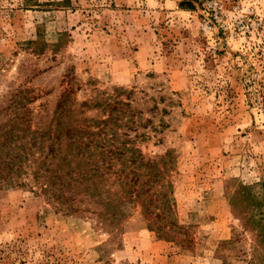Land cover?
I'll return each instance as SVG.
<instances>
[{
    "label": "rangeland",
    "instance_id": "rangeland-1",
    "mask_svg": "<svg viewBox=\"0 0 264 264\" xmlns=\"http://www.w3.org/2000/svg\"><path fill=\"white\" fill-rule=\"evenodd\" d=\"M64 94L130 108L176 240L1 189L0 264H264V0H0V108Z\"/></svg>",
    "mask_w": 264,
    "mask_h": 264
},
{
    "label": "trees",
    "instance_id": "trees-1",
    "mask_svg": "<svg viewBox=\"0 0 264 264\" xmlns=\"http://www.w3.org/2000/svg\"><path fill=\"white\" fill-rule=\"evenodd\" d=\"M20 100L0 108V190H28L68 214L92 215L103 228L139 208L149 230L176 240L167 170L132 146L130 108L108 100L71 108L64 94L51 116L34 115L17 108ZM90 110L102 116L89 118Z\"/></svg>",
    "mask_w": 264,
    "mask_h": 264
}]
</instances>
